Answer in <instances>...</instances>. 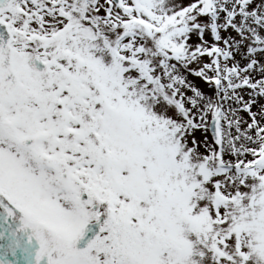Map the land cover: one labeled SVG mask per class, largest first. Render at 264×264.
I'll use <instances>...</instances> for the list:
<instances>
[{
  "label": "snow or ice",
  "instance_id": "1",
  "mask_svg": "<svg viewBox=\"0 0 264 264\" xmlns=\"http://www.w3.org/2000/svg\"><path fill=\"white\" fill-rule=\"evenodd\" d=\"M0 264H264V0H0Z\"/></svg>",
  "mask_w": 264,
  "mask_h": 264
}]
</instances>
